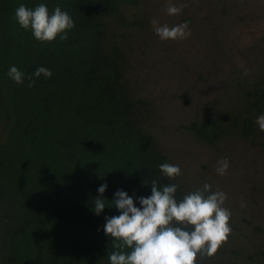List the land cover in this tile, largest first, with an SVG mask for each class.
<instances>
[{
  "label": "trees",
  "instance_id": "obj_1",
  "mask_svg": "<svg viewBox=\"0 0 264 264\" xmlns=\"http://www.w3.org/2000/svg\"><path fill=\"white\" fill-rule=\"evenodd\" d=\"M45 4L68 12L75 27L68 39L40 42L15 19L20 4ZM140 0H0V264H111L112 238L105 217L118 190L151 195V181L178 184L176 199L188 193L160 165L172 164L151 122L152 104L126 79V29L139 24ZM15 66L32 76L15 83ZM39 67L50 78L34 75ZM264 114V77L227 122L209 114L190 123L204 142L237 135L252 137ZM145 182V183H144ZM147 183V184H146ZM106 184V206L93 211L98 188ZM112 206V207H108ZM126 253L131 249L125 248ZM197 256L196 264H226ZM221 260V261H217ZM211 261V262H210Z\"/></svg>",
  "mask_w": 264,
  "mask_h": 264
},
{
  "label": "rangeland",
  "instance_id": "obj_2",
  "mask_svg": "<svg viewBox=\"0 0 264 264\" xmlns=\"http://www.w3.org/2000/svg\"><path fill=\"white\" fill-rule=\"evenodd\" d=\"M171 2L187 6L179 15H168L169 0H140L128 15L138 16L139 24L125 30L126 79L152 104L155 134L180 167L188 193L205 183L210 192L226 193L232 231L221 246L222 262L264 264V132L256 122L264 114L256 117L257 132L249 138L231 135L207 143L189 129L209 114L230 121L248 90L264 77V0ZM153 19L170 28L187 22L191 35L162 41ZM225 158L229 168L219 175L217 161ZM214 256L222 258L219 252Z\"/></svg>",
  "mask_w": 264,
  "mask_h": 264
},
{
  "label": "clouds",
  "instance_id": "obj_3",
  "mask_svg": "<svg viewBox=\"0 0 264 264\" xmlns=\"http://www.w3.org/2000/svg\"><path fill=\"white\" fill-rule=\"evenodd\" d=\"M186 6L182 4L178 7L169 0L166 11L168 15H179ZM15 19L23 29L31 30L35 39L42 43L52 42L58 36L61 41L67 40L68 32L75 27L68 12L57 6L50 14L43 3L34 10L20 4L15 10ZM151 24L162 41H181L191 35L187 22L171 28L161 26L156 19ZM41 74L46 78L52 76V72L44 67H39L34 73L36 77ZM8 76L17 84H23L25 78L28 87L35 84L31 75L26 77L15 66L9 69ZM256 122L260 131L264 132V115L259 116ZM159 167L170 180L181 175L178 165L164 163ZM228 168L226 158L217 161V174L225 175ZM150 185L151 195L138 197L141 207H136L133 198L123 190H118L111 201L112 206L121 213L105 217L104 232L113 241L114 251L108 256L111 264H196L198 254L213 257L227 243L232 229L229 226L231 212L224 207L228 199L226 193L210 192L212 186L205 183L203 189L190 192L178 201L175 195L178 184L165 185L161 189L158 182L152 180ZM106 188V184L98 188L100 196L95 198L93 208L97 215L106 206L103 198ZM241 206H244L243 202ZM125 248L131 249L130 253H126Z\"/></svg>",
  "mask_w": 264,
  "mask_h": 264
}]
</instances>
